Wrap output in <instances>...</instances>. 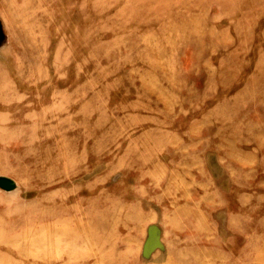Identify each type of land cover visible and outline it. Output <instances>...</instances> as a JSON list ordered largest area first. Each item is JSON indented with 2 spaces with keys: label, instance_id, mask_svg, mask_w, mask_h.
Masks as SVG:
<instances>
[{
  "label": "rangeland",
  "instance_id": "rangeland-1",
  "mask_svg": "<svg viewBox=\"0 0 264 264\" xmlns=\"http://www.w3.org/2000/svg\"><path fill=\"white\" fill-rule=\"evenodd\" d=\"M0 264H264V0H0Z\"/></svg>",
  "mask_w": 264,
  "mask_h": 264
},
{
  "label": "water",
  "instance_id": "water-1",
  "mask_svg": "<svg viewBox=\"0 0 264 264\" xmlns=\"http://www.w3.org/2000/svg\"><path fill=\"white\" fill-rule=\"evenodd\" d=\"M0 188L6 191H14L17 188V184L11 178L0 176Z\"/></svg>",
  "mask_w": 264,
  "mask_h": 264
}]
</instances>
